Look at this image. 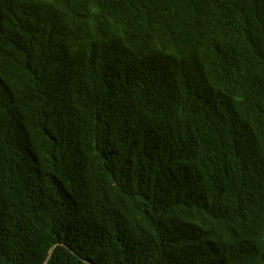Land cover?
<instances>
[{
  "label": "trees",
  "instance_id": "16d2710c",
  "mask_svg": "<svg viewBox=\"0 0 264 264\" xmlns=\"http://www.w3.org/2000/svg\"><path fill=\"white\" fill-rule=\"evenodd\" d=\"M0 264H264V0H0Z\"/></svg>",
  "mask_w": 264,
  "mask_h": 264
}]
</instances>
